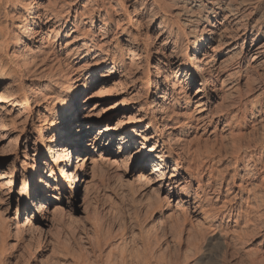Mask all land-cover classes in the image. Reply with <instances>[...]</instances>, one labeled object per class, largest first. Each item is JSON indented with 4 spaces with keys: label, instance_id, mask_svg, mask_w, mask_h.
Returning <instances> with one entry per match:
<instances>
[{
    "label": "bare ground",
    "instance_id": "obj_1",
    "mask_svg": "<svg viewBox=\"0 0 264 264\" xmlns=\"http://www.w3.org/2000/svg\"><path fill=\"white\" fill-rule=\"evenodd\" d=\"M76 1L0 0V7L3 4H16L24 10V17L19 24H11L10 27L0 24V82L14 77L19 88L17 93H10L11 84L0 89V138L12 137L19 125L17 138L24 140V150L26 153H36L33 156L34 165L27 171L24 161L20 163V169H14V178L8 181L7 178L0 177V183L6 180L4 184L10 188L6 195L17 203L18 213L14 224H18L22 232H38L45 226L53 227L58 219L53 214L54 210L50 211L53 202L64 195L71 196L82 184V208L85 210L88 207L87 178L90 174L87 173V168L91 163L88 156L91 148L103 146L114 157H129L136 146L143 147L151 140L152 146L146 155H141L138 162L140 171L135 178L137 191L152 195L156 200L155 209H164V206L170 207V210L181 208L183 220L187 218L186 214L201 215L194 230V242L182 251L183 264H191L200 250L199 242L205 238H208L206 258L214 257L217 251H222L225 255L230 247L242 248L243 235L238 229L241 207L233 202L238 193L229 199L227 197L231 186L235 185V175H231L225 189L221 188V184L212 189L209 181L213 178L211 171L204 183L206 172L195 162L194 156L191 157L190 143H185V139L193 131V123H200L201 127L208 126L218 122L220 116L229 114L231 108L227 110L222 107L221 102L217 103L216 107L220 106V109L215 113L211 114L209 110L217 99L225 97V93L232 88L230 85L233 80H241L243 63L247 57L251 58L246 62L247 67L255 65L264 70V42L256 44L258 40L264 39V13L255 17L264 1L134 0V3H128L129 0H82L71 11H62L65 5L70 7ZM135 2L139 4V9ZM148 3L151 5L150 10L155 7L163 14L158 26L162 27V31L155 41L150 39L147 30L142 32L140 27H121L125 21L134 25L137 19H141L136 14H140L138 10L145 9V4ZM171 6L175 7L173 13L168 10ZM129 7L133 16L130 15ZM219 18L222 20L219 21ZM254 18L256 19L253 21ZM148 20L147 18V24ZM51 23L54 27H60L62 32L68 31L71 25L74 28L72 32L78 33L79 42L67 45V57L74 62L67 73L61 68L54 52H45L47 40L43 26L47 29ZM111 36L115 40L122 36V49L116 51L118 48L112 46ZM216 36L220 40H228L226 52L239 50L238 61L227 63L224 60L217 65L209 55L210 48L207 46L210 41L216 40L213 38ZM91 53L94 55L92 60L98 59L95 61L96 69L106 66L107 75H99V71L76 65L86 60ZM25 54L34 61L42 57V62L53 57V79L45 78V82V79L35 78L32 73L24 76L20 66H11V59L20 60ZM151 61L155 64L152 65ZM139 65L144 71L137 77L136 68ZM224 73L226 75L220 79ZM93 74L97 78L94 79ZM181 75L190 84L198 79V87L184 109L186 113L180 112L182 107H179L180 102L177 100L181 92L180 82L175 80ZM83 77L84 83L80 84ZM111 78H114L110 83L111 87L97 92L99 99L91 110L100 105V98L109 96L110 91L125 80H128V91L131 90L129 95L134 93L137 99V95L142 92V101H116L109 107L106 115L94 119L93 115L88 114L90 106L87 101L82 100L83 96L90 88L105 84ZM161 78H164L163 81ZM171 100L172 104L169 103ZM166 106H170L169 110ZM133 111L134 120L128 129L125 127L113 130L99 123L109 115L120 114L122 118H126ZM168 112V123H164L163 130H159V125L165 121ZM232 124L231 118L226 121L225 126L230 127ZM237 135L243 137L242 132ZM111 148L116 150L111 151ZM239 152L242 151L238 147L234 164L241 160ZM28 159L25 157V160ZM249 168L244 169L245 179L255 172V169L253 171ZM21 174H24L22 184L15 194V180L17 182ZM193 182L197 183L194 191L191 190ZM236 186L241 190L240 184ZM163 192H166V196L161 198ZM166 198L171 199L170 202L176 199V205L171 207ZM218 202L221 205H216ZM24 207H27L28 215L21 218ZM151 208L154 210L153 206ZM226 217V222L234 223L233 228L224 224ZM2 222L0 250H3L9 226L5 221ZM17 230L19 231L18 228ZM252 260L251 264L255 262Z\"/></svg>",
    "mask_w": 264,
    "mask_h": 264
},
{
    "label": "rangeland",
    "instance_id": "obj_2",
    "mask_svg": "<svg viewBox=\"0 0 264 264\" xmlns=\"http://www.w3.org/2000/svg\"><path fill=\"white\" fill-rule=\"evenodd\" d=\"M63 1L69 2L70 0ZM81 3L82 0H77L70 7L65 5L62 11L67 9L71 11L73 7ZM128 3H134V0H129ZM135 4L139 9V4L137 2ZM263 5L264 3L261 4L262 8L255 16L256 18L264 13ZM150 7L151 5L148 3L145 4V9L138 10L140 14H136V17L140 16L142 18H135L137 20L134 25H130L125 21L121 24V27H130L131 29L140 27L142 32L147 30L150 39L155 41L157 35L162 31V27L158 28V26L163 14L155 7L150 10ZM168 10L173 13L175 7L171 6ZM129 11L130 15L133 16L131 7H129ZM23 17V8L16 4L13 6L3 4L0 7L1 25L6 24L10 27L11 24H19ZM147 18L149 24L146 23ZM221 20L219 18V21ZM43 22L42 20L41 23ZM212 22L213 20H211ZM52 24L48 25L47 29L46 26H43L46 31L44 37L47 40L45 52H54V56L60 61L61 68L67 73L69 67H72L74 63L67 57V48L69 47L67 45L79 42L78 33L72 32L74 28L71 25H69L68 31L62 32L60 27H54V24ZM80 27L84 28V26ZM67 34L68 36H66ZM163 35H165V32H163ZM213 38L216 40L207 44L210 48V50H207L211 58L217 62V65L224 60L227 63L239 60V50H237L238 53L236 51L226 52L228 40L227 42L226 39L220 40L217 36ZM112 41V46L115 45L118 48L116 51L123 48L122 36ZM261 42H264V39L258 40L256 44ZM93 56V53H91L86 60L76 65H84L88 67V70L99 71L97 73L99 75H107L105 74L106 66L96 69L95 61L98 59L92 60ZM23 57L20 60L11 59V66H20L24 76L32 73L35 78L53 79L55 70L53 57L44 62L40 61L42 57L39 58L40 60L36 59L35 61L26 54ZM250 60L251 58L247 57L243 63L244 69L241 80H233L230 85L232 88L225 93V97L217 99L209 110V113H215L220 109V106L216 107L217 103L221 102L222 107L227 110L231 108L229 114L220 116L218 122L202 126L203 128L200 123H193L194 129L185 139V143H190L191 157L194 156L195 162L202 166L204 173L206 172L204 183H206L208 172L211 171L213 178L209 181L212 189L218 188L220 184L221 188L225 189L231 175H235V178H233L235 185L231 184L227 197L229 199L236 192L238 193L233 202L241 207L238 229L243 235V247H230L225 251V255L222 251H217L214 257L207 256L208 258H206L207 251L205 250L208 247V238H205V240L199 242L200 250L191 264H251L250 260L252 259L255 261L252 262L253 264H264V70L262 68L258 69L255 65L247 67L246 62ZM151 64L154 65L155 62L151 61ZM76 65L75 67H77ZM143 71L144 68L142 69L140 65L137 66V77L141 76L140 74ZM225 75V73L221 74L219 78L222 79ZM92 77L97 78L96 74H93ZM84 78H81L80 84L84 83ZM113 79H109L105 84L90 88L83 96L82 100L87 101L88 106H90L88 114L93 115L94 119L106 115L109 107L114 105L116 101H135V103L142 101V92L137 95V99H135L134 93L129 95L131 90L128 91V80H125L118 87L111 90L109 96L100 98L102 99L100 105L91 110L99 99L96 96L97 92L100 89L110 88ZM163 79L160 80L163 81ZM185 80L183 75L175 80L177 83L180 82L181 93L178 95L177 100L180 102L179 107H182L180 111L182 113H186L184 109L191 100L194 90L198 87L196 84L198 79H195L193 84H190L188 80L185 82ZM46 81L47 79H45ZM9 84L12 85L10 93H17L19 90L18 81L14 77L0 82V89ZM220 84L221 82H219ZM183 100L185 102H182ZM169 103L172 104V100ZM166 107L168 109L170 106ZM134 115V111L130 112L126 118H122L120 114L109 115L100 120L99 123L113 130L125 127L128 129L134 120ZM168 116L169 112L166 113L165 121L160 123L159 130H163L164 123H168L166 122ZM231 118L234 125L225 126L226 121ZM169 123L172 124V122ZM18 129L20 130L19 125ZM18 129L9 139L0 138V177H5L8 181L12 177L14 178V169H20V163L26 161L24 164L26 171L34 165L33 156L36 153L32 151L26 153L23 147L24 140H18L17 138L20 132ZM239 132H242L243 137L237 135ZM152 144L153 141L150 140L143 147L136 146L129 157L124 155L114 157L109 151H105V148H102L103 146L92 147L88 155L91 159L89 163H91L87 168V173L90 174L87 178L88 207L85 210L82 208V187L84 185L82 184L81 188L73 192L71 196L64 195V197L57 198L58 201L53 202L50 211L52 209L55 211H53V214L58 218L57 224L53 227L45 226L42 231L39 230L41 233L37 230L36 232L35 230L22 232V228H19L18 224L15 225L14 218L17 217L16 213H18L17 203L11 201L9 196L6 195L10 191L9 186L7 187L4 184L6 180L1 181L0 228L3 224L2 221H5L9 226L3 250H0L2 253H0V264H76V262L77 264H145L146 262L148 264H183L182 251L194 242V230L200 221L201 215L194 216L185 213L187 218L183 220L181 208L177 207L175 210H170V207L166 208L164 206V209H155L156 200L154 197L150 194H143L145 192L137 191L135 178L140 171L138 162L141 155H146ZM115 145L117 147V143ZM238 147L242 151L239 152L241 160L238 164H234ZM115 148H111V151L116 150ZM25 157L29 159L25 160ZM145 158H148V156ZM245 168L253 171L255 169L254 174H252L254 176L245 179ZM23 175L21 174L17 182L15 180V194L22 184ZM238 184H240L241 190L236 186ZM196 188L197 183L193 182L191 190L194 191ZM165 196L166 192H163L161 198ZM223 199L224 196L221 201ZM165 200L171 204V207L176 205V199L173 202H170L171 199L167 200L166 198ZM220 203L218 202L216 205H221ZM151 205L154 210H152ZM27 215V207H24L21 218H25ZM226 219L227 217L224 219V224H227L228 228H233L234 223L226 222ZM21 223L22 220L19 222V226ZM36 224L38 225V223ZM17 228L19 231L21 230V234ZM222 256L225 258L223 257V259ZM120 257H123V259H120Z\"/></svg>",
    "mask_w": 264,
    "mask_h": 264
}]
</instances>
